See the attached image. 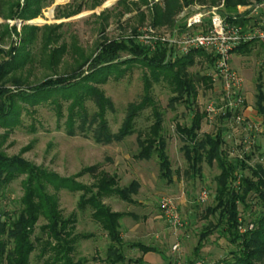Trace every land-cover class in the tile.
I'll list each match as a JSON object with an SVG mask.
<instances>
[{
  "label": "rangeland",
  "instance_id": "374dc122",
  "mask_svg": "<svg viewBox=\"0 0 264 264\" xmlns=\"http://www.w3.org/2000/svg\"><path fill=\"white\" fill-rule=\"evenodd\" d=\"M141 2L41 0L38 11L30 9L36 14L35 18L27 19L24 0H0V92L4 94L1 100L13 112L7 118L0 116V156L23 161L92 193L97 192L101 174L114 180L116 188L113 190L125 189L136 182L139 187L133 204L123 202L115 194L101 202L111 212L124 216L120 229L125 244L122 252L127 258H140L145 264H176L178 261L188 264L194 259L199 233L207 224L202 216L212 205L214 178L219 170L216 164L203 163L200 177L192 176L180 151L182 144L175 133V124H188L197 112L203 115L199 135L221 131L228 160L233 163L240 160L250 168L264 162L261 135L264 119L255 110L259 75L264 85V50L255 48L249 55H232L231 66L244 80L245 110L239 117L208 115L206 106L217 94L213 87L205 89L201 85L197 86L194 111L182 104L168 107L174 96L168 83L162 79L157 83L150 81L146 88L144 77L150 79L149 70L140 62L130 63L129 53H120L118 60L110 64L113 70L107 75L85 82L83 88L76 87L95 72L96 69L90 71L91 63L104 44H135L143 49L136 36L150 26L153 10L160 1ZM220 3L225 15L239 14L238 7L225 11L224 0ZM195 6L207 8L196 3L190 5L192 9H196ZM77 10L81 12L73 15ZM260 10V16L264 17V7ZM251 18L253 25L258 17ZM200 60L189 69L192 76H203L209 71ZM49 81H61V85L53 92H33ZM72 84L75 88L68 87ZM22 92L34 94L20 96ZM145 96L152 99L163 116L171 182L161 178L156 158L142 160L138 157L137 141L144 138L139 133L155 121L153 106L138 111L133 125L128 128L130 133L123 130L129 113L143 104ZM248 140L253 141V145L245 151ZM26 179L27 175H21L7 185L4 201L8 209H13L15 202L23 197ZM203 188L208 189L209 198L198 204L197 197ZM84 192L59 191L58 207L63 217L73 216L75 220L73 234L81 237L76 245V257L88 258L89 264H106L107 239L91 219V209L82 211L77 206ZM162 197L175 199L184 224L182 228L174 230L165 222L158 206ZM208 221L215 223L214 218L209 217ZM44 223L40 219L37 228ZM243 232L242 229L240 233ZM176 242L179 251L173 253L171 248ZM134 243L154 247L157 252L142 255L137 250H129L127 245ZM226 249L227 242L215 232L199 248L200 260L205 264L216 263L225 256ZM35 256L36 253L31 256L30 264H40Z\"/></svg>",
  "mask_w": 264,
  "mask_h": 264
},
{
  "label": "trees",
  "instance_id": "16d2710c",
  "mask_svg": "<svg viewBox=\"0 0 264 264\" xmlns=\"http://www.w3.org/2000/svg\"><path fill=\"white\" fill-rule=\"evenodd\" d=\"M40 1L24 0V8L27 11L25 18H35L36 14L30 9L34 8L38 11ZM141 3H144V0ZM193 3L209 8L218 5L220 0H161L160 6H155L153 10L151 25L173 26L175 18L182 9ZM254 3L261 4L264 0H224V9L235 10L237 7H247ZM80 12L81 10H77L72 14ZM222 13L224 14V11ZM225 16L230 17V15ZM242 21L239 22L242 24ZM255 48L264 50V44L248 42L240 45L234 53L245 56L252 53ZM99 50V56L92 61L90 67V71L96 69L95 72L89 74L90 76L76 87L83 88L85 82L96 81L102 74L107 75L113 70L110 64L118 60L120 53H129L130 63L140 62L149 70L150 79L144 77L146 88L149 87L150 81L157 83L162 79L168 83L174 95L168 103L170 108L182 104L192 111L197 86H204L205 89L213 87L210 79L205 75L196 77L189 73V69L200 63V59L208 68L210 67L211 59L202 51L192 53L180 60H166L165 50L159 49L153 54H148L135 44L109 43L101 46ZM106 66L108 68H103ZM94 74L98 75L94 76ZM104 75L102 77H105ZM60 82H46L35 88L33 92L39 94L56 91L57 86L61 85ZM68 87L75 88L74 84ZM255 90V110L257 115L264 119V85L261 83L260 75ZM31 94L22 92L20 96L31 97ZM3 95L0 92V116L7 118L13 112L1 100ZM148 106H153L152 116L155 121L139 133L144 135V138L137 141L140 149L138 157L142 160L156 158L161 178L171 182L172 170L166 154L163 116L149 96H145L142 105L131 110L123 130L125 133H130L128 128L133 125L138 111ZM202 118L203 115L196 112L188 124H175V133L182 144L180 151L192 176L200 177L203 163L208 166L216 164L219 170V175L214 178L212 205L204 210L202 216L207 224L199 233L194 259L188 263L201 259L199 248L203 247L211 235L218 232L227 242V249L225 256L213 264H264V162L250 168L240 160L234 163L228 160L223 150L225 141L221 131L199 135ZM261 135L264 137V130ZM21 175H27L24 195L15 202L13 209H8L4 201L6 187ZM115 186L112 178L101 174L99 185L96 187L97 192L92 193L67 179L41 172L23 161L0 156V264H30L34 253H36V261L40 264H89L88 258L76 257V245L81 237L73 234L72 228L75 222L73 216L63 217L58 207L56 195L61 190L85 191L80 196L77 206L82 211L85 208L91 209V219L105 235L108 242L104 258L106 264H145L140 258L129 259L122 252L125 244L120 229L124 216L111 212L101 203L102 199L115 194L123 202L133 204V197L137 194L139 185L132 182L125 189L113 190ZM88 193H90L89 197L86 196ZM209 217L214 218L215 223L208 221ZM40 219L45 223L37 228ZM242 229L244 232L240 233ZM127 247L131 251L137 250L142 255L157 252L154 247L141 243L130 244Z\"/></svg>",
  "mask_w": 264,
  "mask_h": 264
},
{
  "label": "built area",
  "instance_id": "2783aa9c",
  "mask_svg": "<svg viewBox=\"0 0 264 264\" xmlns=\"http://www.w3.org/2000/svg\"><path fill=\"white\" fill-rule=\"evenodd\" d=\"M262 7L264 3L238 7L239 14L230 17L222 13L223 3L202 9L198 6H195L196 9L184 7L175 18L173 26L160 28L150 24L142 35L140 32L137 34L136 40H139L148 54H153L159 49L165 50L166 60H180L199 51L207 54L211 64L205 76L210 79L217 98L206 106V113L221 117H239L245 110L244 80L231 66L232 55L242 44H264V17L260 16ZM252 16L258 17L253 25ZM240 20L249 23L244 25ZM252 143L253 141L248 140L245 151L253 145ZM208 198L209 191L203 188L197 202L203 204ZM158 206L165 222L172 229L183 227L175 199L162 197ZM171 250L177 253L179 244L176 242ZM176 264L186 263L178 261ZM188 264L205 263L198 260Z\"/></svg>",
  "mask_w": 264,
  "mask_h": 264
},
{
  "label": "crops",
  "instance_id": "0c3cea01",
  "mask_svg": "<svg viewBox=\"0 0 264 264\" xmlns=\"http://www.w3.org/2000/svg\"><path fill=\"white\" fill-rule=\"evenodd\" d=\"M248 23H249V21H245L243 24L246 25V24H248Z\"/></svg>",
  "mask_w": 264,
  "mask_h": 264
}]
</instances>
